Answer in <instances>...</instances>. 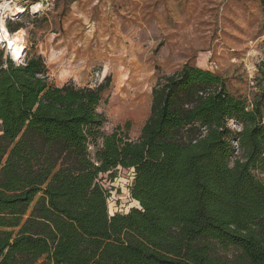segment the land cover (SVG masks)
Returning <instances> with one entry per match:
<instances>
[{"label": "trees", "instance_id": "1", "mask_svg": "<svg viewBox=\"0 0 264 264\" xmlns=\"http://www.w3.org/2000/svg\"><path fill=\"white\" fill-rule=\"evenodd\" d=\"M47 72L0 49V264H264V86L248 100L185 63L132 140L102 131L106 82ZM119 167L139 207L110 215L102 177Z\"/></svg>", "mask_w": 264, "mask_h": 264}, {"label": "rangeland", "instance_id": "2", "mask_svg": "<svg viewBox=\"0 0 264 264\" xmlns=\"http://www.w3.org/2000/svg\"><path fill=\"white\" fill-rule=\"evenodd\" d=\"M14 2L26 7L19 9L25 58L40 54L53 84L95 88L106 82L97 107L105 133L119 127L136 139L149 115L153 85L185 63L220 75L230 93L248 100L259 83L264 86L260 0ZM133 177L120 167L113 180L102 177L110 215L139 207L130 196Z\"/></svg>", "mask_w": 264, "mask_h": 264}, {"label": "built area", "instance_id": "3", "mask_svg": "<svg viewBox=\"0 0 264 264\" xmlns=\"http://www.w3.org/2000/svg\"><path fill=\"white\" fill-rule=\"evenodd\" d=\"M14 3H15L14 0H6L3 3H0V35L3 33V29L1 27V23H3L7 33L9 35H12L11 34L12 32L10 33L8 31L7 27H6V22L7 21H19L20 20V18H19V16H20L19 9L23 10V11L26 9V7H20L19 4L15 5ZM0 48L4 49L6 51L9 50L8 42L6 40L2 39L1 37H0ZM10 56H11L10 58L13 61H15L16 63H19V62H21L23 60L24 51H23L22 56L19 59H14L12 57V55H11V52H10ZM251 68L255 70V67H251ZM231 125L233 127H236L235 124H231ZM130 170L133 171V169H130ZM133 176H134V171H133Z\"/></svg>", "mask_w": 264, "mask_h": 264}, {"label": "bare ground", "instance_id": "4", "mask_svg": "<svg viewBox=\"0 0 264 264\" xmlns=\"http://www.w3.org/2000/svg\"><path fill=\"white\" fill-rule=\"evenodd\" d=\"M36 7L37 5L34 6V8ZM1 27L3 29V33L0 35V37L8 42L12 57H14V59H19L22 56L24 50V45L22 43L23 30L19 29V31L17 33L15 32L14 35H9L3 23H1Z\"/></svg>", "mask_w": 264, "mask_h": 264}, {"label": "crops", "instance_id": "5", "mask_svg": "<svg viewBox=\"0 0 264 264\" xmlns=\"http://www.w3.org/2000/svg\"><path fill=\"white\" fill-rule=\"evenodd\" d=\"M5 1V0H4ZM20 4V3H19Z\"/></svg>", "mask_w": 264, "mask_h": 264}]
</instances>
